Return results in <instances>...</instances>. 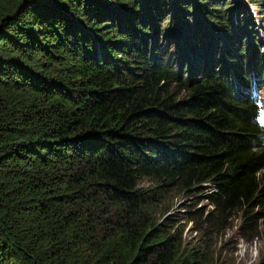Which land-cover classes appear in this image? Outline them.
Segmentation results:
<instances>
[{
  "label": "trees",
  "instance_id": "trees-1",
  "mask_svg": "<svg viewBox=\"0 0 264 264\" xmlns=\"http://www.w3.org/2000/svg\"><path fill=\"white\" fill-rule=\"evenodd\" d=\"M258 29L264 0H0V264H221L176 196L262 237Z\"/></svg>",
  "mask_w": 264,
  "mask_h": 264
},
{
  "label": "rangeland",
  "instance_id": "rangeland-1",
  "mask_svg": "<svg viewBox=\"0 0 264 264\" xmlns=\"http://www.w3.org/2000/svg\"><path fill=\"white\" fill-rule=\"evenodd\" d=\"M233 1V0H231ZM240 2L244 3L247 6L249 0H240ZM250 11L253 14V17L257 16L258 11L254 8L253 4L249 6ZM259 33V39L262 49L264 50V34L260 29L257 30ZM189 39L184 40L183 43L189 45ZM190 54L191 51L187 50ZM176 61H177V56ZM188 54L184 56L185 60L187 61ZM242 62L245 63L243 60ZM244 70L246 69L245 65L243 64ZM246 72V71H244ZM262 94L264 93V85L259 90ZM263 101V100H262ZM259 124L261 127L264 126V114L259 116ZM152 183L150 181L143 182V186H150ZM192 196L189 198H185L182 196H176L174 199V206L170 208L169 214L173 219L178 218L179 220L175 221V225L173 229L182 230V237L184 242H190L193 245L196 243H202L203 239H207L208 242L211 244V249L207 250L210 253H213V257L217 256L218 262L221 264H260L262 262L263 252H264V233L259 235L258 237L247 240L245 237L242 236L241 231L239 228V217H233L231 223L224 228L222 234H212L210 236H204L201 233V229H193L195 223L191 220H187V217L193 213V204L195 203ZM181 204H185V206H181ZM191 205L192 207H188ZM210 208V205L207 204L205 200L201 201V204L196 206V208ZM196 219V218H195ZM173 223V222H172ZM168 228V227H167ZM172 231H174L171 228ZM203 244V243H202ZM206 251V250H203ZM264 258V257H263Z\"/></svg>",
  "mask_w": 264,
  "mask_h": 264
},
{
  "label": "clouds",
  "instance_id": "clouds-1",
  "mask_svg": "<svg viewBox=\"0 0 264 264\" xmlns=\"http://www.w3.org/2000/svg\"><path fill=\"white\" fill-rule=\"evenodd\" d=\"M256 92L259 94L260 102H262V100H264V93L261 94L259 91H256ZM259 116H260V114L257 116L256 121L258 120ZM261 130H263V129L261 128ZM256 139H257V141H258V143L260 145V148L264 152V132L261 133V132L258 131V133L256 134ZM263 169H264V167H263Z\"/></svg>",
  "mask_w": 264,
  "mask_h": 264
},
{
  "label": "bare ground",
  "instance_id": "bare-ground-1",
  "mask_svg": "<svg viewBox=\"0 0 264 264\" xmlns=\"http://www.w3.org/2000/svg\"><path fill=\"white\" fill-rule=\"evenodd\" d=\"M262 62V61H261Z\"/></svg>",
  "mask_w": 264,
  "mask_h": 264
}]
</instances>
